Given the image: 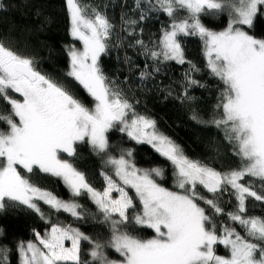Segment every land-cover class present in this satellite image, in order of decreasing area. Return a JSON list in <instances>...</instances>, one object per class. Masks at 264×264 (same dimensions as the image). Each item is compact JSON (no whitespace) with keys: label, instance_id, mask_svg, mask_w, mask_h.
Returning <instances> with one entry per match:
<instances>
[{"label":"snow or ice","instance_id":"obj_1","mask_svg":"<svg viewBox=\"0 0 264 264\" xmlns=\"http://www.w3.org/2000/svg\"><path fill=\"white\" fill-rule=\"evenodd\" d=\"M144 2L147 11L159 10L171 18L153 47L143 40L136 42L153 61L188 63L191 71H199L186 60L182 41L188 36H198L203 41L207 67L225 85L217 105L222 117L213 123L224 127L241 165L221 172L192 160L156 129L154 120L137 114L99 64L114 25L104 13L81 0H66L71 36L83 45L82 50L75 45L68 47L67 75L83 86L95 104L92 108L85 106L65 86L38 71L32 58L18 54L0 41V98L11 106L10 115L0 114V121L8 126L7 131L0 130V209L5 207L6 200L12 201L35 210L43 218L38 206L42 201L54 211H64L82 220L88 212L75 198L87 195L110 225V238L101 243L79 228L57 221L43 235L35 232V241L18 244L19 264H264V218L246 214L248 199L264 201V195L258 194L253 184L242 182L251 177L261 181L264 188V39L244 30V26L252 25L264 0ZM135 3L141 8V0ZM182 12L186 14L181 15ZM223 12L228 13L229 21L222 31H212L201 22L202 14ZM145 18L142 12L140 20ZM128 23L134 26L138 21ZM141 76L150 78L151 72H142ZM198 83L189 79V85ZM9 91L19 94L21 99H14ZM117 124L131 139L150 144L171 162L178 191L163 187L154 178L163 177V169L138 168L131 150L118 158H108L113 173H101L105 181L102 190L93 187L85 173L69 160L61 159L62 153L75 156L77 143L85 139L94 151L105 153L109 148L107 133ZM21 169L26 174L38 169L60 178L73 199L64 200L42 189ZM198 186L213 198L200 195ZM129 189L134 190L140 211H136ZM223 193L236 200L234 211L225 213L220 206L218 196ZM219 215H227L244 234L230 224H221L218 233ZM129 224L150 228L155 235L140 238L132 234L135 229H128ZM82 241L92 245L91 261L81 259ZM217 245L225 247L229 254L218 255ZM107 247L123 259H109ZM8 253V249L0 248V264H8Z\"/></svg>","mask_w":264,"mask_h":264},{"label":"trees","instance_id":"obj_2","mask_svg":"<svg viewBox=\"0 0 264 264\" xmlns=\"http://www.w3.org/2000/svg\"><path fill=\"white\" fill-rule=\"evenodd\" d=\"M81 2L104 13L114 25L108 40V49L101 54L99 64L105 76L134 106L136 113L154 120L156 129L179 145L190 159L200 161L221 172L239 168L241 160L235 153L233 143L227 139L224 127H217L213 123L222 117V110L217 105L221 103L225 85L207 67L201 38L188 36L182 41L186 60L191 61L199 71H191L188 63L182 65L173 61L157 63L150 56H146L145 49L136 42L143 40L145 45L153 47L160 37L162 28L171 23V18L167 14L159 10L147 11L144 0H141V8L136 7L135 0H81ZM0 4H3L0 8V41L18 54L32 58L38 71L65 86L85 106L94 107V98L79 82L67 75L70 68L67 49L70 45H75L79 49L81 44L71 36L70 14L66 0H0ZM142 12L146 18L140 20ZM129 20L138 23L130 26ZM228 21L227 12L201 15V22L213 31L224 30ZM244 30L258 39H264V7L254 17L252 25L244 26ZM156 68H159V71H155ZM145 71L151 72L150 78L141 76ZM185 73H190V76L186 77ZM189 79L199 83L189 85ZM9 95L20 97L11 91ZM0 114H11V106L3 98H0ZM121 127L122 125L117 124L108 131L109 148L105 153L94 151L85 139L77 143L75 156L62 153L61 158L69 160L79 171L85 173L93 187L102 190L105 181L101 173H113L112 166L107 164L108 158H118L120 154L131 150L132 160L136 166L163 169V177H155L157 182L172 191H178L171 162L156 152L151 145L137 143L131 139L126 132L120 131ZM0 130H8L4 121H0ZM21 172L26 174L23 169ZM26 175L32 183L59 198L73 199L70 190L60 178L42 173L38 169ZM242 182L253 184L254 190L264 195L261 181L245 177ZM197 191L207 199L213 198L202 186H198ZM129 192L136 203V211H140L134 190L129 189ZM75 199L88 212L82 220H76L64 211H54L41 201L38 202V206L44 214L42 218L39 213L27 206L6 200L5 207L0 209V248L9 250L8 264H19L20 242L35 241V232L43 235L50 228V224L57 221L79 228L95 241L106 242L110 238V225L104 222L95 204L87 195ZM218 202L225 213L236 208V200L229 193L220 194ZM198 203L205 206L201 201ZM129 214L132 215L131 210ZM246 214L264 218V201L249 198ZM216 221L218 233L221 224L232 225L227 215L217 216ZM232 226L244 234L238 225ZM127 227L129 230L135 229L132 234L140 238L148 239L155 235L154 230L144 226L129 224ZM91 247L88 241L81 242L82 261H91L89 256ZM105 251L111 260L123 259L110 247L105 248ZM216 252L222 256L229 254L222 245L216 246Z\"/></svg>","mask_w":264,"mask_h":264},{"label":"rangeland","instance_id":"obj_3","mask_svg":"<svg viewBox=\"0 0 264 264\" xmlns=\"http://www.w3.org/2000/svg\"><path fill=\"white\" fill-rule=\"evenodd\" d=\"M70 14V13H69ZM70 22H71V18H70ZM213 31V30H212ZM74 38V37H73ZM79 41V40H78ZM80 42V41H79ZM80 44H81V48H79V49H81L82 50V47H83V45H82V42H80ZM78 49V48H77ZM19 95V94H18ZM20 96V95H19ZM14 99H21V97H15V96H12ZM150 145V144H149ZM62 159V158H61ZM138 167V166H137ZM138 168H141V167H138ZM141 169H149V168H141ZM155 178V177H154ZM129 194H130V192H129ZM117 194L116 193H113V196H116ZM66 246H70V242H66ZM117 261H119V260H122V259H116Z\"/></svg>","mask_w":264,"mask_h":264}]
</instances>
